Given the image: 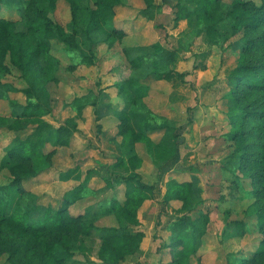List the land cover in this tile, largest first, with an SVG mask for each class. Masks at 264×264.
I'll list each match as a JSON object with an SVG mask.
<instances>
[{"label": "trees", "instance_id": "obj_1", "mask_svg": "<svg viewBox=\"0 0 264 264\" xmlns=\"http://www.w3.org/2000/svg\"><path fill=\"white\" fill-rule=\"evenodd\" d=\"M5 1L0 0V3ZM59 1H25L26 31H17L14 20L0 17V73L16 69L18 77L25 82L21 91L27 98L25 104L18 105L20 112L12 124L8 125V118L0 115V126L21 130L24 128L21 118L45 119L52 113L53 109L42 99L41 91L56 80L59 63L50 54L54 39L72 49L77 45L78 33H84L93 42V33L110 21L105 25L109 39L125 35L122 29L113 26L116 8L122 0H65L70 7L72 33L52 17ZM145 2L147 7L143 12L156 6L155 0ZM228 14L233 34L243 42L236 66L224 77L226 97L231 101L227 111L230 123L227 139L234 147L229 159L238 162L236 170L232 171L235 181L245 180L251 186L249 191L254 198L246 208L250 211L245 209V217L233 222L244 238L254 232L249 221L255 219L258 224L255 231L260 234L254 248H246L249 250L247 254L246 250L241 251L237 264H264V0H234ZM174 15L176 20L188 19L202 28L207 44L218 42L219 25L223 20L222 0H176ZM43 54L46 56L45 65L40 61ZM178 59L177 49L171 48L137 55L131 61L132 65L147 66L150 70L143 77L131 76L123 81L118 86L120 91L131 90L142 99L150 90V80L185 82L186 73L176 69ZM82 62L93 64L94 59L85 55ZM77 102L79 111L90 103L89 100ZM161 125L174 136V127L167 123ZM155 127L146 124L141 131L134 128L120 131L125 137V152L117 160V166L124 168L127 174L121 181L123 198L114 197L107 206L116 225L102 229L97 254L107 264H120L127 256L141 250L145 232L137 229L141 223L139 210L156 194L155 185L144 182L137 172L143 162L133 149L135 142H147L148 132ZM76 129L74 120L58 127L47 121L33 135L18 138L6 152L10 181L0 186V255L6 254L8 264H86L71 260L74 242L83 248L82 241L95 228L86 224L84 214L71 212V205L82 197L85 187L80 185L66 194L58 207L50 205L41 210L39 204L31 203L30 192L23 185L24 181L51 164L57 147L70 145ZM163 142L159 147L164 146L161 154L165 155L169 142ZM172 145L175 148L176 141ZM106 181L113 185L110 179ZM166 186L164 204L178 201L181 205L176 208V216L168 226L170 243H162L161 248L168 249L171 254V260L163 264H193L194 258H198L197 264H204L197 256L207 233L209 218L199 215L196 219L191 214L195 183L189 179L171 178Z\"/></svg>", "mask_w": 264, "mask_h": 264}, {"label": "rangeland", "instance_id": "obj_2", "mask_svg": "<svg viewBox=\"0 0 264 264\" xmlns=\"http://www.w3.org/2000/svg\"><path fill=\"white\" fill-rule=\"evenodd\" d=\"M25 1L27 0H6L0 3V17L3 15L2 17L14 20L17 31L27 30ZM233 1L222 0L223 20L219 25L218 42L210 44V50H207L208 47L205 46L207 40L204 30L196 24L190 23L189 20L185 33L175 37L176 40L167 41L168 47L177 48L178 46V50L182 49L187 52L180 57V59L187 61L186 66H180V70L186 73L185 83L181 85L165 83L157 89L160 94L170 96L168 98L169 104H174L172 112L176 114H173L172 118L165 117V119L176 127L177 134L172 136L171 132H168L165 135V140L169 143V138L177 140L176 145H178L179 153L174 157V160L161 166L155 165L151 159H147L144 167V178L148 183L155 185L154 193L157 196H160L165 188L166 170L170 167L183 169L185 174L182 176H189L194 181V209L191 214L196 219L199 215L209 218V229L205 237L213 238L215 243H220L216 250H220L222 262L216 263L212 259L208 264H237L241 251L246 250L247 254L249 250L246 248H254L257 237L260 236L255 231L258 225L255 219L249 221V226L253 227L254 232L245 238H241V232L233 222L236 218L245 217L246 213L250 211L246 208L254 201L252 193L249 191L252 189L251 186L245 180L235 181L232 171L236 170L238 162L229 159L234 147L230 145L231 142L228 141L226 133L230 128L227 111L231 101L226 97L227 86L224 77L231 68L236 66L243 51V42L233 34L228 14ZM257 1L259 2V0ZM68 7V2L62 0L52 13V17L61 23L69 33H72L71 18L66 19ZM166 16L167 14L158 15L161 20ZM110 22L104 24L101 30L93 33V42L89 41L84 33H78L77 45L72 49L57 39L52 41L50 54L59 63L58 70L56 71V80L46 85V89L41 91V97L53 109L52 113L47 115V119L51 120L54 125L74 120L78 127L80 111L76 108L77 100L84 102L87 98L89 102L91 100L93 105L97 106V101L110 87L106 86L105 80H101L104 76L101 63H104L106 52L102 42L110 40L122 45L121 40L124 38V36L119 38L118 35L111 39L108 38L105 25ZM69 49L72 51L69 52ZM151 51L158 50H154V47L148 45L146 47H134L130 51V57ZM130 53L125 55L130 58ZM44 54L40 58L42 65L46 63ZM85 55L92 56L93 64L82 62ZM203 58H206L205 63L200 60ZM83 65H85L86 70H83ZM88 69H92L91 73L87 72ZM148 70H150L149 67L143 66L132 71L136 76L143 77L149 72ZM18 74L16 69H12L11 72L0 73V115L8 118V125L17 119L20 112L18 105L27 102L25 94L21 91L25 82L18 77ZM88 77H97L99 80H96L95 84ZM161 88L162 91L160 92ZM76 98L77 100H75ZM163 102L162 107H166L168 103L166 104L164 100ZM44 120L48 121L34 117L21 118L24 127L21 130H10L6 125L0 126V186L10 181V173L8 165H6L8 164L6 159L8 149L13 146L18 138L36 133V129L46 123ZM99 120L100 118L97 116L96 121ZM99 125L96 123V128ZM99 132L101 131L99 130ZM161 136V133H157L155 139L159 140ZM93 147L92 151L98 150L101 156H105L106 150H102L100 145L94 144ZM164 154L158 155L157 160L167 159V154ZM105 166V173L103 174L115 181L116 178L113 177L111 166L108 164ZM174 174L178 175L177 172ZM115 184L120 185L121 183L115 182ZM112 188L106 183H102L101 186H96L92 193L93 198L91 199L96 203L85 208V222L94 225L95 228L82 241L83 248L74 242L71 260L83 261L86 264H107L100 260L97 254L101 244L102 229L116 223L114 216L104 210L106 202L115 193L117 186ZM119 195L120 198H123L121 193ZM28 196L31 198L29 199L32 204L37 203L41 206V210L49 205L57 206L59 202L51 201L38 193H29ZM157 202L159 204L157 205L159 214L155 215L157 217L146 219V222L140 224L149 227L154 226L153 231H156L154 236L161 243V239L168 235L165 230L167 223L176 216L174 207L177 204L165 205L163 201ZM245 209L248 211L246 212ZM142 225L139 228H142ZM158 249L162 251L161 248ZM5 256L6 254L0 255V264H8ZM166 256L168 257V255Z\"/></svg>", "mask_w": 264, "mask_h": 264}, {"label": "crops", "instance_id": "obj_3", "mask_svg": "<svg viewBox=\"0 0 264 264\" xmlns=\"http://www.w3.org/2000/svg\"><path fill=\"white\" fill-rule=\"evenodd\" d=\"M61 1L62 0L59 2ZM155 3L156 6L149 9L148 12H143V9L147 7L145 0H122V4L116 8L113 26L125 32L124 38L121 40L122 45L121 43H115L110 40L102 42V46H105L106 52L104 55V63H101L102 70L104 71V76L101 80H105L106 86L110 87L106 89L101 98L97 101V106H94V103L90 100V103H87L79 112L78 127L76 131L73 132L70 145L57 147L56 152L51 158V164L37 175L24 181L23 185L27 191L29 190L30 193H38L51 201H59L58 205H60L64 201L66 194H69L76 187L83 185L85 191L82 197L71 205V212L85 215V208L96 203V201L91 199L93 198L92 193L96 189V186H101L102 183H106L107 186H110L106 181V179H110V181L114 183L110 187L117 186L116 190L119 191L115 190V193L112 194L111 198L106 202L104 210L107 212V206L110 201L114 197L120 198L119 194L121 193V195H123L124 192L123 184H115V182L121 183L122 176L127 174L124 168L117 166V160L120 156L124 155L125 152V137L124 134L120 132L122 129L134 128L136 131H141L146 124L156 126L155 129L148 132L149 140L147 142H135L133 149L142 159L143 163L138 168L137 172L146 183L148 182L144 178V167L147 159H151V162H154L155 165L161 166L164 163L174 160V157L178 155V145L174 148L172 144L175 140L174 138H169L170 143L166 152L168 160H157L158 155L161 154V150L164 149V146L159 147V145L162 144L163 141H166L165 135L168 133L165 128H162L161 124L167 123L174 127L173 134H177L176 127L165 119V117L172 118L174 116L173 114H176L172 112L174 104H169L168 98L170 96L162 95L157 91L158 87L161 85L165 83L170 84L172 82L163 79L150 80V90L142 99H138L133 91H120L118 87L119 84L129 77L136 76L132 71L137 68V66H133L131 62L136 57H130L132 48L138 46L146 47L148 45L152 48L154 47V50L162 48L177 49L178 46L177 48L168 47L169 43L167 41L176 40L175 37H178V35L181 36L188 28V19H175L174 5L176 0H155ZM68 9L70 10V7H68ZM69 10H67V20L71 18V12ZM162 14H167V16L161 20L158 15ZM2 16L3 15H1V17ZM166 45L167 47H165ZM205 46L208 47L207 50H210L211 47L209 44H205ZM177 51L179 53V59L183 56V53H187L182 49H177ZM128 53H130V58L125 55ZM204 55L203 57H205ZM206 58L200 60L205 63ZM186 64L187 61L181 58L179 62L177 61L178 67L176 65V69L178 68V71L184 72L180 70V66H186ZM83 66V70H86L85 65ZM79 68L82 67L79 66ZM91 70L92 69H88L87 72L91 73ZM89 79L95 82V84L97 82L96 80H99L97 77ZM177 83L181 85L185 82ZM161 91L162 88L160 92ZM86 100L89 99L86 98ZM163 100L166 104L168 103L166 107H162L164 103ZM97 116L100 118L99 121H96ZM47 118L48 117L45 116V119L53 124V122ZM96 123L100 124L97 128ZM62 124L63 123H58L55 124V126L58 127ZM99 130L101 132H99ZM157 133L162 134L159 140L155 139ZM94 144L97 146L100 145L102 150H106L104 152L105 156H101L98 150H91L94 149ZM107 164L111 166L113 177L116 178L115 181L103 174L105 173L104 169ZM183 171L184 170L179 167H170L166 170L165 188L163 192H161L160 196L156 195L157 197L155 196V198L146 200L139 210V219L141 223L146 222V219L151 217L156 218L157 216L155 215L159 214V210H157V205L159 204L157 201H163L169 179L192 180L189 176H182L185 174ZM174 172H177L178 175L174 174ZM148 184L152 183L149 182ZM175 204H177V206L174 207V211H176V208L181 205L180 202L172 201L167 205ZM58 205L53 207H58ZM171 221H169L165 227L168 235L161 239V243L158 238L154 236L156 232L153 231L155 229L154 226L149 227L145 224H140L139 227L142 225V228L137 227V229L145 232L141 250L134 255L127 256L120 264H163L171 260L170 251L161 248L162 243H170L169 238L171 232L168 226ZM114 225H116V223ZM205 236L203 237V244L197 257H200L204 264L210 263L212 259L216 261V263L219 261L222 262L219 253L220 250H216V247L220 246V243H215L213 238H206ZM158 248H161L162 251H159ZM214 250L216 251L213 253ZM166 255H168V257ZM197 260L198 258H194L193 264H197Z\"/></svg>", "mask_w": 264, "mask_h": 264}]
</instances>
